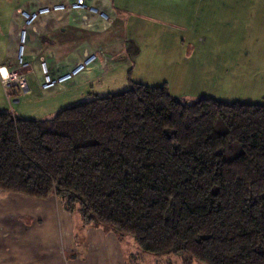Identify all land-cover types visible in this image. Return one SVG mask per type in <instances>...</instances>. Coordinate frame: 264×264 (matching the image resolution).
<instances>
[{
  "label": "trees",
  "instance_id": "trees-1",
  "mask_svg": "<svg viewBox=\"0 0 264 264\" xmlns=\"http://www.w3.org/2000/svg\"><path fill=\"white\" fill-rule=\"evenodd\" d=\"M1 192L56 196L184 264H264V103L133 83L47 119L0 112Z\"/></svg>",
  "mask_w": 264,
  "mask_h": 264
},
{
  "label": "crops",
  "instance_id": "crops-1",
  "mask_svg": "<svg viewBox=\"0 0 264 264\" xmlns=\"http://www.w3.org/2000/svg\"><path fill=\"white\" fill-rule=\"evenodd\" d=\"M63 1L67 0H17L12 11L0 23L4 42V47L0 48V65L9 68L14 65L13 47L19 26L17 9ZM89 1L107 11L111 21L108 23L89 14L65 11L38 20L30 30L27 53L33 59L34 69L27 75L29 92L22 95L17 86L12 87L9 93L13 101L26 98L32 110L38 108L43 117L40 119L51 118L49 115H55L58 106L64 103L74 105L90 99L85 98L87 95L101 96L104 82L114 76L111 73L114 67L124 64V61L129 64L131 59L143 56L144 47L138 37L148 36L154 31L185 33L196 26H205L207 17H214V22L217 19L215 12H200L202 0ZM136 32L137 37L132 34ZM91 52H98L99 57L85 73L61 90L46 94L40 92L37 56L46 57L51 69L60 72ZM4 93L6 97L9 94L0 82V100L3 101L0 111L7 112ZM61 93H64L63 97L59 96ZM9 195L7 199H0V230L7 228L10 237L9 241L4 239V243L0 240V264H128L127 255L132 251H123L122 236L110 227L86 224L84 234L88 238L82 235V242H79L76 221L79 219H72L56 196L39 199L14 193ZM9 214L17 217L20 214V218L5 222ZM63 245L70 251H62ZM91 246L96 251H90Z\"/></svg>",
  "mask_w": 264,
  "mask_h": 264
},
{
  "label": "rangeland",
  "instance_id": "rangeland-1",
  "mask_svg": "<svg viewBox=\"0 0 264 264\" xmlns=\"http://www.w3.org/2000/svg\"><path fill=\"white\" fill-rule=\"evenodd\" d=\"M16 2L17 0H0V23H3L4 16L12 11ZM201 11L215 12L216 22L214 17H207L205 26H196L189 32L154 31L148 36L138 37L140 45L144 47L143 56L131 59L129 64L124 61V64L120 63L122 65L114 67L111 72L114 76L104 82L101 96L125 91L133 83L151 86L165 83L171 95L186 102L211 97L228 102L264 103V0H202ZM132 34L137 37V32ZM0 43V48L4 47L1 34ZM115 46L118 47V44ZM13 56L14 65L11 69L17 67L15 54ZM39 57L36 58V65ZM17 71L24 76L27 85V75L33 72ZM29 81L34 83L30 78ZM0 82L7 93L17 86L22 95L29 92L28 85V91L25 93L18 83L10 86V83L5 85L1 79ZM37 84L40 92L46 94L40 88L39 78ZM62 94L64 93L59 96L63 97ZM3 95L7 112L13 116L31 120L43 118L38 113V108L32 110L26 98L15 102L10 93L7 97L5 93ZM92 97L93 95H87L85 98ZM2 102L0 100V104ZM72 105L73 103H64L59 105L58 109ZM9 194L1 192L0 199L9 198ZM67 212L71 214L72 219L78 217V241L82 242V235L88 238L84 234L87 231V223L82 221L78 212ZM18 217L20 218V214ZM18 217L16 214H9L4 221L12 222V219ZM6 229L0 230L2 243L4 239H10ZM121 239L123 251H132L131 255H127L128 264H184L179 255L155 256L142 251L132 237L123 235ZM62 243L65 244L64 241ZM62 251L70 250L63 245ZM90 251L96 249L91 246Z\"/></svg>",
  "mask_w": 264,
  "mask_h": 264
},
{
  "label": "built area",
  "instance_id": "built-area-1",
  "mask_svg": "<svg viewBox=\"0 0 264 264\" xmlns=\"http://www.w3.org/2000/svg\"><path fill=\"white\" fill-rule=\"evenodd\" d=\"M65 11L85 13L106 22L111 21V16L107 11L90 3L89 0H67L51 4H42L31 9H17L19 26L14 46L17 67L11 69L6 65H0V79L5 85L6 83H10L11 86L13 83H18L25 93L28 91L24 76L18 73L17 70L33 71L34 69L33 59L29 58L27 53L30 30L38 20ZM98 55V52H91L69 69L60 72L52 70L48 59L44 56H40L37 68L38 78L41 82V90L45 93H49L67 87L95 63Z\"/></svg>",
  "mask_w": 264,
  "mask_h": 264
}]
</instances>
